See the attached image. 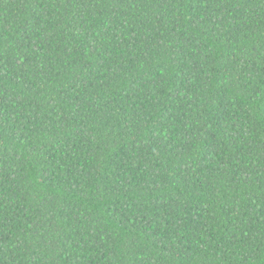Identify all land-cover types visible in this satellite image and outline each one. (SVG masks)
<instances>
[{
    "label": "trees",
    "instance_id": "16d2710c",
    "mask_svg": "<svg viewBox=\"0 0 264 264\" xmlns=\"http://www.w3.org/2000/svg\"><path fill=\"white\" fill-rule=\"evenodd\" d=\"M0 264H264V0H0Z\"/></svg>",
    "mask_w": 264,
    "mask_h": 264
}]
</instances>
